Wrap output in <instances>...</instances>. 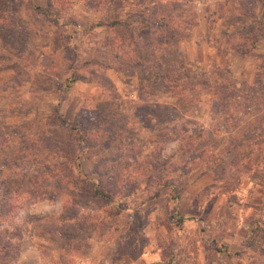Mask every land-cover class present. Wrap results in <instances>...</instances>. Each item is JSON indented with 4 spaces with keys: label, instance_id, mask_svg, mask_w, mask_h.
Listing matches in <instances>:
<instances>
[{
    "label": "rangeland",
    "instance_id": "374dc122",
    "mask_svg": "<svg viewBox=\"0 0 264 264\" xmlns=\"http://www.w3.org/2000/svg\"><path fill=\"white\" fill-rule=\"evenodd\" d=\"M6 1L7 264H264V0Z\"/></svg>",
    "mask_w": 264,
    "mask_h": 264
},
{
    "label": "trees",
    "instance_id": "16d2710c",
    "mask_svg": "<svg viewBox=\"0 0 264 264\" xmlns=\"http://www.w3.org/2000/svg\"><path fill=\"white\" fill-rule=\"evenodd\" d=\"M0 19L3 22V25L8 24V23L12 24L14 22V16L12 12L10 11L9 4L7 3L6 0H0ZM112 24H121V22L114 21L112 22ZM248 50L249 49H244V52H247ZM164 74L165 76L157 72L154 74L153 78L154 80L157 79L158 81L164 82L165 78L169 79L167 77H170V73L167 71ZM79 137L83 138L84 135L79 134ZM118 177L119 176H116V175H109L107 177L105 174L104 176H100L98 180L92 181L96 183L93 184L90 181H89L90 183L89 182L87 183L92 184V186H95L94 191H92L93 195L95 194L100 199H105V201L112 202V199L114 196L107 186L108 184L106 182V178H110L111 180L116 181L118 180L117 179ZM167 177L166 178H164L163 176L158 177L156 178L158 179L156 181H159V182L162 181L163 186H166L168 185ZM127 178L131 180V178L129 177ZM149 178L150 177H148V179ZM7 201L8 200H6L5 202L0 201V264H7L13 259L18 257L19 255V244L18 243L22 239L20 229L16 224L15 226H12V227L7 226L6 224V221L8 222L11 218V215L8 214V211L6 212V214L4 212L5 209H7ZM131 229L133 230L132 231L133 234H136L139 231L138 230L139 228L136 227V225H134V227L132 226ZM60 230H58V232H60Z\"/></svg>",
    "mask_w": 264,
    "mask_h": 264
}]
</instances>
